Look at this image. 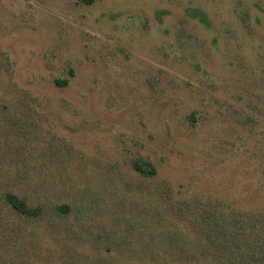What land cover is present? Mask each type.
Segmentation results:
<instances>
[{"label": "rangeland", "instance_id": "obj_1", "mask_svg": "<svg viewBox=\"0 0 264 264\" xmlns=\"http://www.w3.org/2000/svg\"><path fill=\"white\" fill-rule=\"evenodd\" d=\"M263 239L264 0H0V264H263Z\"/></svg>", "mask_w": 264, "mask_h": 264}, {"label": "trees", "instance_id": "obj_2", "mask_svg": "<svg viewBox=\"0 0 264 264\" xmlns=\"http://www.w3.org/2000/svg\"><path fill=\"white\" fill-rule=\"evenodd\" d=\"M193 15L195 17H199L201 21L206 22V13L202 10L196 9L193 11ZM144 165L149 167L148 170L143 169V167L139 164H135V168L141 172L143 175L151 176L156 173V168L150 162H144ZM6 199L8 203L15 208L17 211L27 215V216H37L40 214V208L38 207H31L27 203V201L23 198L18 197L14 193H7ZM261 243V258H258L260 262L264 264V239Z\"/></svg>", "mask_w": 264, "mask_h": 264}]
</instances>
